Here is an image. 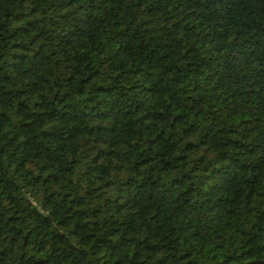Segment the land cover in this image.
<instances>
[{
	"label": "trees",
	"instance_id": "obj_1",
	"mask_svg": "<svg viewBox=\"0 0 264 264\" xmlns=\"http://www.w3.org/2000/svg\"><path fill=\"white\" fill-rule=\"evenodd\" d=\"M0 264H264V0H0Z\"/></svg>",
	"mask_w": 264,
	"mask_h": 264
}]
</instances>
